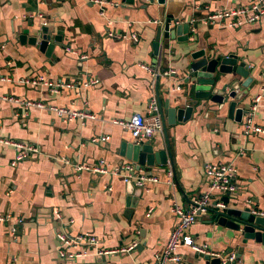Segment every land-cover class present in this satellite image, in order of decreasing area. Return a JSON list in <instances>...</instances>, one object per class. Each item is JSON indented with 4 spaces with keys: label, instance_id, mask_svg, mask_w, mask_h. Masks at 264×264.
I'll list each match as a JSON object with an SVG mask.
<instances>
[{
    "label": "crops",
    "instance_id": "1",
    "mask_svg": "<svg viewBox=\"0 0 264 264\" xmlns=\"http://www.w3.org/2000/svg\"><path fill=\"white\" fill-rule=\"evenodd\" d=\"M177 1L174 15L183 16V22L197 23L198 48L209 46L249 63L258 80L250 104L264 88V16L255 25L239 28L218 23L210 28L203 20L218 11L250 6L253 0ZM157 2L106 0L100 6L92 0H0V138L38 150L12 166L20 150L0 144V217H10L9 222H0V264H154V254L163 249L179 222L171 208L177 205L187 210L208 190L204 174L208 163L236 167L238 192L229 200L230 207L234 203L250 206L264 216V134L245 136L244 117L241 124L219 121L205 115L210 108L149 138L159 149H166L167 136L171 164L140 173L156 181L147 182L138 199L125 194L122 174L74 170L100 160L110 170L130 163L119 151L122 142L133 138L115 123L130 121L134 113L146 115L150 103L156 104V77L146 67L174 70L170 80L159 76L162 103L183 96L185 60L181 55L194 47L171 42L164 51L160 46V56L152 66L154 30L165 17L168 0ZM49 20L59 22L55 30L63 32L64 48L56 46L46 56L35 46L19 42L17 33L27 29L29 22L52 28ZM109 33H134L138 42ZM38 76L53 85L72 86L54 92L46 85L19 83ZM94 80L97 83L89 85ZM4 97L38 102L44 108L27 109L1 100ZM48 107L85 113L88 118L63 120ZM253 124L264 130V100L254 113ZM101 136L108 140L92 143ZM126 204H134V208ZM213 218L208 211L188 229L195 244H205L216 253H234L240 264H264L263 256L257 254L258 245L243 244L239 233L218 225ZM16 219L22 223L11 240L8 227ZM58 233L93 235L101 250H119L134 243L136 248L113 255H97L93 249L85 258L67 262L59 257ZM179 254L189 264H207L187 248Z\"/></svg>",
    "mask_w": 264,
    "mask_h": 264
},
{
    "label": "water",
    "instance_id": "2",
    "mask_svg": "<svg viewBox=\"0 0 264 264\" xmlns=\"http://www.w3.org/2000/svg\"><path fill=\"white\" fill-rule=\"evenodd\" d=\"M126 3L132 4L133 0H126ZM157 3L162 4L164 0H158ZM177 3V0H168L165 17L159 20L154 30L155 38L150 56L153 57L152 66H155L160 56V46L164 51L170 48L171 42L194 47L193 50L181 55L186 61L183 68L185 74L183 84L186 88L182 97H171L162 103L158 89L160 77H157V109L153 114L159 117L164 133H167V126L185 123L195 113L207 108L210 109L206 116L211 115L219 121L228 119L241 124L249 108L248 100L251 91L257 85V78L253 77L251 69L248 68L249 63L243 58L235 54H219L209 46L198 48L199 39L194 33L197 23L183 22V16H175L174 8ZM48 23L54 26L51 28L47 24L36 25L33 21L29 22L27 29L17 33L19 42L23 45L35 46L46 56L52 54L56 46L64 48L63 32L55 30L59 22L49 20ZM165 80L170 79L165 78ZM166 137V149H159L149 139L140 142L132 139L130 142L121 143L120 156L133 165V175L136 179L142 177L140 173L145 170L150 172L155 166H166L168 162L171 164L170 147ZM134 179L125 182V194L129 198L138 199L142 195L143 188L136 186ZM224 201L227 204L226 210H210L214 214L213 219L218 225L239 233L243 244L258 245L257 254H261L264 259V216L253 214L250 206H239L234 203L230 207L229 199L224 198ZM126 207L134 208V204L131 206L126 204ZM202 257L207 264H219L217 259Z\"/></svg>",
    "mask_w": 264,
    "mask_h": 264
},
{
    "label": "built area",
    "instance_id": "3",
    "mask_svg": "<svg viewBox=\"0 0 264 264\" xmlns=\"http://www.w3.org/2000/svg\"><path fill=\"white\" fill-rule=\"evenodd\" d=\"M93 3L100 6L106 5V0H92ZM264 0H253L252 4L247 7L237 9H225L218 11L214 14H210L203 21L207 25L221 24L229 28H239L241 26H251L258 23L262 16H264ZM100 14L103 15L101 9ZM192 23L194 21H191ZM110 37L117 39H128L132 42H138L136 34L119 35L114 36L111 33L108 34ZM153 78L163 76L169 78L174 75V70H163L160 71L156 68H145ZM20 84L31 85V86H48L52 91L59 92L64 88H70L71 84H56L53 85L50 82H46L44 77L38 76L36 78H28L19 81ZM97 81L89 82V85L96 84ZM179 90L180 87H176ZM1 100L7 103H13L17 106L24 108H44L41 103L29 102V101H18L13 98H1ZM264 100V88L258 96L251 99L249 108L244 116L242 123V134L250 136L252 134H264V130L253 124L254 113L258 110L260 102ZM157 107L155 102L150 103L148 106L146 115L134 113L128 122H116L123 129L130 132L131 137L138 142L148 140L154 133L161 131V121L157 115L153 113ZM47 110L55 113L59 118L63 120H73L77 117L88 118L85 113L75 112L66 110L63 108L48 107ZM108 140L107 136H101L99 138L92 139V143H104ZM1 145H13L20 150V153L16 155L15 159L11 163L12 166L16 165L17 162L28 158L31 154H38V150L33 146H26L20 143L12 142L9 139L0 138ZM242 154V152L240 153ZM76 172H91L94 174H107L117 173L122 174L123 180L126 182L129 179L135 177L133 174L134 167L131 163L120 164L114 169H109L104 160L98 161L94 166H76L74 168ZM204 174L208 179V190L204 192L198 199L193 200L189 209H183L177 205L171 208L173 214L179 217V222L176 227L171 231L167 243L160 252H157L153 256L154 264H189L179 254V250L182 248L189 249L193 254L198 256H207L210 260L217 259L219 264H240L238 257L234 253H216L210 251L205 244H195L193 238L188 234V229L194 225L198 218L205 215L208 211L217 210L224 211L227 208V204L224 198L229 200L233 199L238 192L237 185V169L231 163H208L204 166ZM154 178L140 177L136 179V186L145 188L147 182H155ZM253 214L262 215L261 212L252 210ZM10 221L9 216L0 217V222ZM22 223L21 219H16L11 222L8 227V238L14 240L18 231L19 225ZM56 239L59 243V257L62 261L75 262L78 259L85 258L88 255L89 250L96 249L97 255H113V254H124L129 253L136 248V243L131 244L125 248L119 250H101L99 246V239L90 234H81L76 236H69L66 234L58 233ZM81 247V251L75 249Z\"/></svg>",
    "mask_w": 264,
    "mask_h": 264
}]
</instances>
